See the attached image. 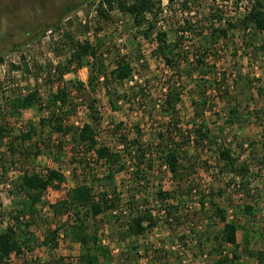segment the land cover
<instances>
[{
  "label": "rangeland",
  "instance_id": "1",
  "mask_svg": "<svg viewBox=\"0 0 264 264\" xmlns=\"http://www.w3.org/2000/svg\"><path fill=\"white\" fill-rule=\"evenodd\" d=\"M100 1L0 0V57L4 60L0 62V116L14 136L27 131L32 123L37 128V135L23 147L29 153L34 152L36 146L44 151L31 166L22 155L11 156L7 149L9 140L4 146L0 145V234L8 227L16 226L22 250L21 255H14L7 264L79 263L81 245L72 235L66 237L61 232L56 247L52 243H43L50 233L64 224H72V213L68 215L70 217L61 218L51 206L65 200L78 183L91 182L88 177H74L72 134L64 138L52 133L50 128L40 126L41 119L48 116L49 100L58 84L56 77H47L48 70L58 65L64 67L68 61L65 34H72L81 42L101 45L100 59L108 72L115 68L120 57L132 62L134 72L129 80L122 84L109 81V87L117 94V110L112 109L106 88L101 87L96 94L102 118L100 145L117 152L122 149L120 135L123 133L133 140L137 136L136 126H140L143 144L151 143L155 153L163 149L158 134L169 122L159 110L160 101L177 77L162 56L155 54L154 41L156 34L166 32L169 43L176 42L186 18L194 20L200 31L205 29V38L210 36L207 29L214 24L225 28L231 23L238 28L230 31L228 39L221 38L217 43L188 36L183 44V51L191 53L190 59L199 51L205 55L203 68L191 67L188 62L181 67L180 126L186 135L192 136L180 162L185 168L181 171L183 176L175 178L164 162L157 160L148 189L139 194L133 174L136 168L131 164L116 179L118 192L122 195L121 209L114 214L87 219V233L106 242L103 244L112 260L109 263L101 260V264H210L217 258L212 253L214 238L222 230V224L215 216L214 203L225 211L228 221L249 231L248 245L243 243L244 230H240L239 247L226 246L223 250L231 257L233 252H238L240 259L235 264H258L245 251L264 252L263 36L252 26L246 32L239 28L238 20L244 12L237 7V0L228 4L223 3L228 0H220L222 8L216 0H187L189 11L182 9L184 0L173 5L169 0H157L162 13L150 41L134 29L129 16L118 11L110 13L108 22L100 19L96 11ZM214 14L220 15L221 20L210 19ZM48 28L50 30L44 33ZM65 80L87 83L89 70L77 71L72 67ZM141 88L144 93L139 92ZM35 90L40 92L44 109L35 106L20 116H12L8 103ZM204 99L208 100L209 106H203ZM233 108L238 109L243 118L240 123H230ZM87 122V112L80 108L73 123L81 127ZM202 122L208 124L217 143L196 140L195 131ZM119 125L122 131L118 134L116 127ZM222 147L231 148L238 166L248 168L246 180L240 174L230 173L219 161L218 151ZM48 169L65 174L66 182L60 189H50L44 194V203L37 207L33 216L19 214L21 203L28 200V194L19 187L20 175L26 171L45 172ZM94 189L97 191V187ZM159 190L171 194L172 198L160 202L156 198ZM132 196L138 204L128 207ZM143 198H146L145 203ZM247 206L252 207L253 213L245 211ZM144 210L151 212L158 227L140 237L136 235L133 219ZM168 213L172 216L168 217Z\"/></svg>",
  "mask_w": 264,
  "mask_h": 264
},
{
  "label": "trees",
  "instance_id": "2",
  "mask_svg": "<svg viewBox=\"0 0 264 264\" xmlns=\"http://www.w3.org/2000/svg\"><path fill=\"white\" fill-rule=\"evenodd\" d=\"M178 0H169L173 5ZM254 5L247 12L244 18L238 20L239 28L246 32L251 26L260 33H264V1L253 0ZM96 3V2H95ZM157 0H102L97 3V15L100 19L108 22L111 20L110 13L118 11L119 13L129 16L139 33L147 40H151L152 34L157 27L162 9ZM182 9L185 11L191 10L189 2H182ZM67 19V17L65 18ZM212 20H221L220 15L214 14L210 17ZM194 20L185 19L182 26L179 28L180 36L173 44L169 43L168 33L160 32L156 34L155 54L162 56L166 66L175 73L176 79H173L172 86L167 87V92L164 99L160 101L159 110L169 122L164 128V132H159L158 138L162 142L163 149L161 152L154 153V146L151 143L143 144L144 134L141 127L136 126L137 136L133 140L125 134H121L122 149L114 152L108 146H102L99 143V128L101 126V112L99 102L96 98L97 92L104 87L108 91L109 103L112 109L117 110L115 99L117 94L109 87V81L122 84L133 76L132 62L126 57H120L116 61V66L110 72L107 71L104 62L100 59L102 50L101 45L95 46L91 42H81L75 40L72 34H65L67 47H69V55L67 64L53 66L48 70V78L56 77L58 84L55 94L49 100L47 109L49 110L47 118H42L40 126L42 129L50 128L52 133L61 137H68L72 134L74 146V154L72 163L76 165L74 177H88L89 182L78 183L73 190L68 192L67 198L54 206H51L54 213L58 217H70L72 213V224H64L62 228L52 232L44 240V245L52 243L57 246V239L61 232L67 237L73 236V239L81 245V255L78 264H101V260L111 262L112 258L108 248L103 244V241L97 235L87 233L86 221L89 218L96 219L107 213L114 214L121 208L122 195L118 192L116 179L119 174L125 173L128 167L132 164L135 167L134 180L137 182V190L139 194H143L148 189L152 171L155 170V161L162 160L163 165L169 172L177 178L181 176L183 166L181 159L187 153V146L192 141V136L188 133L187 136L184 129L180 126L179 107L182 102V64L188 62L191 67H202L204 65V57L201 51L192 54L193 58H189V54L184 52L183 44L188 36H198L217 43L221 38H229L231 30L238 28L237 25L227 23L225 28L215 27L211 25L207 30L209 37H204L205 29L200 31ZM220 22V21H219ZM46 29L44 33L49 31ZM188 33V36L186 34ZM203 40V41H204ZM264 52V47H263ZM3 58L0 57V62L3 63ZM72 67L77 71L87 68L89 70V80L87 83L82 81L67 82L65 77L70 73ZM14 69L20 70L18 66H13ZM203 68V67H202ZM188 75H191L189 73ZM178 83L179 85H176ZM201 90L202 86H198ZM144 88L139 92L144 93ZM7 108L11 111L12 116H20L23 111L30 110L38 106L41 110L43 107V99L40 92L35 90L27 96L11 100ZM209 106L208 100H203V106ZM80 108L85 109L89 117V122L81 127L75 126L73 119L77 116ZM3 115V114H2ZM231 124L240 123L243 119L238 109L233 108L231 113ZM203 123V122H202ZM5 123L3 116H0V145L4 146L5 141L9 140L7 149L12 157L22 155L29 161L31 166H34L38 158L43 155L44 151L36 146L34 152H27L24 149V144L30 142L37 135V128L30 123L28 130L21 131L14 136L12 129ZM121 126L116 127V133H121ZM196 140L208 142L209 144L217 143L213 140L212 132L207 123L200 125L195 131ZM161 153V155L159 154ZM218 159L224 163L225 169L233 174L242 175L243 180L248 177L249 170L245 166H238V160L233 156L231 148L222 147L218 151ZM160 155V156H159ZM2 160H0V165ZM185 169V168H184ZM183 176V175H182ZM66 182V176L59 170L48 169L45 172H37L36 170L26 171L20 175L18 183L19 187L26 193L28 200L21 203L19 214L34 215L37 213V207L42 205L44 194L50 189H60ZM97 187V191H94ZM156 198L165 203L172 198V195L159 190L156 193ZM146 198H143V203ZM129 206H136L138 202L136 197L132 196L129 199ZM204 205V204H203ZM215 208V216L222 224V230L219 235L214 238L213 255L216 257L210 264H235L240 259L238 252H233L232 257L226 253V246H236L238 244V233L244 230L243 243H249L248 230L243 229L235 222H230L227 219L225 211L217 207ZM247 213H253L250 206L245 208ZM172 214L168 213V217ZM18 220V218H17ZM19 221V220H18ZM149 223L148 226H145ZM133 224L136 230V235L142 237L149 233L150 230L158 227L154 218L151 217V212L144 210L139 211V215L133 219ZM30 226V225H27ZM29 228V227H27ZM17 227L10 226L5 232L0 234V264L7 262L14 255H21L20 237L17 233ZM209 236V235H208ZM210 240V238H208ZM250 256L255 258L258 264H264V252L245 251Z\"/></svg>",
  "mask_w": 264,
  "mask_h": 264
},
{
  "label": "built area",
  "instance_id": "3",
  "mask_svg": "<svg viewBox=\"0 0 264 264\" xmlns=\"http://www.w3.org/2000/svg\"><path fill=\"white\" fill-rule=\"evenodd\" d=\"M217 4L219 5L220 8H222V5L220 4V0H216ZM237 7H239L240 11L244 12V15L242 16V18L245 17V15L247 14L248 11L251 10L252 6L254 5V1L253 0H237ZM264 1V0H263ZM224 4H228V3H232V0H228L223 2ZM261 35L264 38V33H261ZM186 36H188V33L186 34ZM127 213V212H124ZM104 244H106L105 240L103 241Z\"/></svg>",
  "mask_w": 264,
  "mask_h": 264
}]
</instances>
